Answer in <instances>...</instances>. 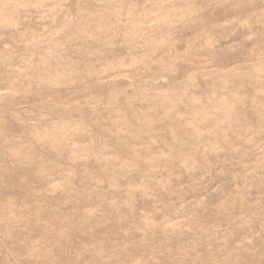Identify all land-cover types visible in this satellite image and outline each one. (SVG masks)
<instances>
[{
	"label": "rangeland",
	"instance_id": "rangeland-1",
	"mask_svg": "<svg viewBox=\"0 0 264 264\" xmlns=\"http://www.w3.org/2000/svg\"><path fill=\"white\" fill-rule=\"evenodd\" d=\"M0 264H264V0H0Z\"/></svg>",
	"mask_w": 264,
	"mask_h": 264
}]
</instances>
